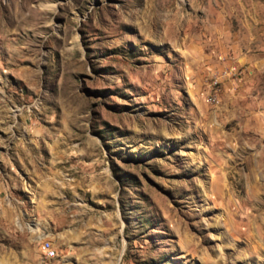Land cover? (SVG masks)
<instances>
[{"label":"rangeland","instance_id":"1","mask_svg":"<svg viewBox=\"0 0 264 264\" xmlns=\"http://www.w3.org/2000/svg\"><path fill=\"white\" fill-rule=\"evenodd\" d=\"M263 69L264 0H0V264H264Z\"/></svg>","mask_w":264,"mask_h":264},{"label":"bare ground","instance_id":"2","mask_svg":"<svg viewBox=\"0 0 264 264\" xmlns=\"http://www.w3.org/2000/svg\"><path fill=\"white\" fill-rule=\"evenodd\" d=\"M254 80L255 81H252L249 84L250 87L246 91L243 90V84L241 82L238 83V85H237V91L239 92L237 102H238V105L240 106V110H238V116H237L236 120H238V121L246 120L248 123L256 121V123L260 125L259 130L258 131H246V135L251 140L255 139V140H258L260 143H264V115L262 116L263 117L262 119L257 118L256 115L253 114L254 112L244 115L243 104L246 101L251 102V101L255 100L253 98L254 95L258 96L259 94H264V69L262 71H259L256 74V76H254ZM251 109L252 110H258V109H260V107L255 105V103H253L251 105ZM251 159H252V155L247 154L246 161L250 162ZM261 167L264 170V156L263 155H260L258 157V162H256V166H253L252 168H247V169L250 173H254L255 170H257L258 168H261Z\"/></svg>","mask_w":264,"mask_h":264},{"label":"built area","instance_id":"3","mask_svg":"<svg viewBox=\"0 0 264 264\" xmlns=\"http://www.w3.org/2000/svg\"><path fill=\"white\" fill-rule=\"evenodd\" d=\"M40 250L44 259H52L54 257V250L49 241H44L40 245Z\"/></svg>","mask_w":264,"mask_h":264}]
</instances>
